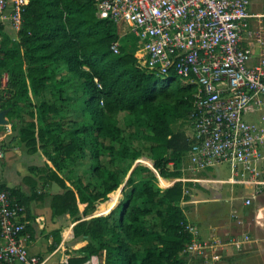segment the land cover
<instances>
[{"label":"trees","instance_id":"trees-1","mask_svg":"<svg viewBox=\"0 0 264 264\" xmlns=\"http://www.w3.org/2000/svg\"><path fill=\"white\" fill-rule=\"evenodd\" d=\"M0 36V77L7 75L0 110L11 120L25 105L37 129L36 133L28 127L20 129V140L33 149L40 142L44 157L58 172L67 168V161L81 165L87 149L95 160L84 172L85 182L77 175L75 180L67 178L69 186H64L52 171L65 188L53 197L55 212L79 220L71 241L77 246L66 264H82L92 256H99L100 264H186L183 250L192 235L180 202L188 198L183 187L191 183L175 181L161 188L157 175L171 179L183 174L190 142L185 130H173L172 122L187 118L189 123L195 85L174 83V76L162 79L141 69L134 56L137 37L125 23L98 18L94 0H28L21 12L17 43L8 47V37L1 31ZM116 40H122L118 53L111 50ZM59 65L79 82L76 98L67 97L64 81L53 80L49 88L47 81ZM68 101L89 115L87 123L64 121L70 113ZM118 112L132 115L140 127L153 169L137 164L119 205L106 215L91 216L110 196L101 213L118 202L119 193H112L142 155L124 141ZM103 154L105 163L100 161ZM122 162L126 166L120 172ZM139 173L143 175L137 178ZM7 191L21 203L14 190Z\"/></svg>","mask_w":264,"mask_h":264},{"label":"built area","instance_id":"built-area-1","mask_svg":"<svg viewBox=\"0 0 264 264\" xmlns=\"http://www.w3.org/2000/svg\"><path fill=\"white\" fill-rule=\"evenodd\" d=\"M9 1L0 0V17ZM27 1L13 0L12 19L17 29ZM94 3L98 18L125 23L137 37L134 56L141 69L162 79L179 76L183 83L195 85L189 131L185 130L190 146L182 172L200 177L182 176L175 181L214 188L220 180L203 173L225 165L231 183L235 179L251 188V194L243 197L244 205L264 193V30L249 21L250 0ZM111 50L119 52V40L111 44ZM1 81L5 87L6 74ZM183 189L188 194L185 186ZM22 211L9 192L0 188V264L41 263L23 242ZM186 229L192 238L183 252L202 253L197 231L188 223ZM82 264L100 263L92 256Z\"/></svg>","mask_w":264,"mask_h":264},{"label":"rangeland","instance_id":"rangeland-1","mask_svg":"<svg viewBox=\"0 0 264 264\" xmlns=\"http://www.w3.org/2000/svg\"><path fill=\"white\" fill-rule=\"evenodd\" d=\"M12 8L13 0H10L8 2L6 11L0 17V31L2 32L3 36H7L10 40V45H8V47H12V45H15L18 41V29L14 26L12 19ZM121 42L122 40H119L120 44ZM128 51L132 52V48H128ZM2 77L3 74L0 77V91L4 88L1 81ZM53 80L65 82L63 87L65 89V94L69 99H71V97L76 98L79 96V82H77L76 78H74L71 74L65 73L64 66L59 65L58 69L55 70L51 80L47 81L50 84L49 88H51V82ZM178 81H182V79L181 77L176 76L173 79V82L175 83ZM65 103L68 104L70 111L69 114L64 115L65 122L69 120L72 121L73 119H76L79 124L82 122L87 123L89 121V115L83 114L79 105H76L71 101ZM28 111V107L25 105L21 106L16 117H14L12 120H9L10 124L8 131H11L12 134L18 135L20 129L28 127L33 130L32 133H36L37 129L33 124H31L33 118L30 114H28ZM116 117L119 121V126L122 129V136L125 139L124 141L128 145H131L132 148L137 147L142 155L132 163V166L127 171V173L124 176H121V183L119 187L112 193L113 195L116 192L119 193L118 202H116L108 212L101 213L100 207L111 199L110 196L107 201L97 207L91 216L106 215L119 205L124 195L123 191L120 190V186L129 176L130 170L137 164L153 169L151 160H149L147 157V152L145 150L146 143L143 140V134L139 130L140 127L136 124L132 115L124 112H118ZM246 118L248 119L249 116ZM187 126V118L178 119L172 122L173 130H186L188 132L189 127ZM0 130L2 129L0 128ZM56 133L57 131L55 130V134ZM36 147L44 150L41 147L40 142L36 144ZM51 148L52 146L49 147V149ZM86 152L88 153V157L84 158L83 160L81 159V165L79 166H76V163L73 161H67V168H63L58 172L59 177L63 180H66L67 178L75 180L77 175H80L83 177L84 182L87 181L88 177L84 172H87L89 164H94L95 160L89 157V149H87ZM52 155H55V153L53 152ZM106 159L107 156L103 154L100 158V161L105 163ZM144 159H146L149 163H145L143 161ZM125 166V162L120 163L119 171L122 172ZM220 169L221 171L218 175H213L214 169H209L208 172L203 173L204 176L208 177L215 178L217 176V179L220 180L218 185L220 187L204 188L197 182H190V185L186 184L188 187L185 186L188 190V194H186L188 198L186 200H182L180 202V206L183 208L188 224L197 231L198 241L203 248L202 253L200 254H190L184 251L183 257L186 261V264H246L249 259L245 258V255L247 254H245V252H247L249 249L244 246L245 241L249 242L253 237L260 236L259 233L253 228L256 225L253 216L255 215V208L258 206L257 203H255L251 208L243 209L240 207L238 200L239 196L246 192L244 188L247 186L242 183H238L235 179L234 182L231 183L230 180L232 175L230 174L229 170L226 169L225 165H222ZM182 173V176L185 178L200 177V174H194L188 170H185ZM142 175L143 174L139 173L137 178L141 177ZM157 177L159 179L157 185L161 188H167L173 185L175 182V178L164 179L161 177L159 178L158 175ZM253 255L254 253L251 254V257H253ZM95 257H97L98 263H101L100 261L102 259H100L99 256Z\"/></svg>","mask_w":264,"mask_h":264},{"label":"crops","instance_id":"crops-1","mask_svg":"<svg viewBox=\"0 0 264 264\" xmlns=\"http://www.w3.org/2000/svg\"><path fill=\"white\" fill-rule=\"evenodd\" d=\"M248 12L251 25L264 30V0H250ZM3 119L5 122L0 123V187L14 190L17 200L21 201V221L25 225L23 242L30 254L39 257L40 264H66L72 249L77 246H73L71 241L73 227L79 220L67 212H55L53 197L65 191L52 174L56 169L47 161L40 148L26 146L18 135L8 131L10 119L5 116V111ZM45 162L49 163L51 169ZM221 167L211 168L214 169L213 175L220 174ZM64 184L69 186L67 180H64ZM218 185L215 184L214 188L220 187ZM244 189L246 192L238 199L240 207L248 209L257 203L253 216L256 225L253 228L260 235L249 242L245 241L244 246L249 249L245 252V258L249 259L246 264H264V193L257 194L249 205H244L243 197L251 194V188Z\"/></svg>","mask_w":264,"mask_h":264},{"label":"water","instance_id":"water-1","mask_svg":"<svg viewBox=\"0 0 264 264\" xmlns=\"http://www.w3.org/2000/svg\"><path fill=\"white\" fill-rule=\"evenodd\" d=\"M3 116H4V111H0V123L5 122L4 119H3ZM132 169H133V168H132ZM132 169H131L130 172H129V176H130V174H131ZM129 176H128V177H129ZM128 177L125 179V181L123 182V184L120 186V190H123V187H124V185H125V183H126Z\"/></svg>","mask_w":264,"mask_h":264}]
</instances>
